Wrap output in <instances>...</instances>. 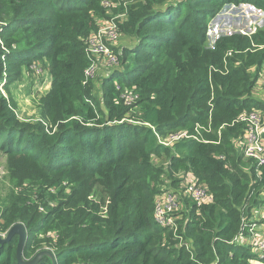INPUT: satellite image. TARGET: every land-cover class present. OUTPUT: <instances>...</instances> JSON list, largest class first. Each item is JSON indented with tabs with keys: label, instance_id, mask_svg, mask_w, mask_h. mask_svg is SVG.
Here are the masks:
<instances>
[{
	"label": "trees",
	"instance_id": "obj_1",
	"mask_svg": "<svg viewBox=\"0 0 264 264\" xmlns=\"http://www.w3.org/2000/svg\"><path fill=\"white\" fill-rule=\"evenodd\" d=\"M104 1L0 0V153L25 171L5 204L0 197V234L24 223L25 258L50 249L57 264H212L217 257L219 264H254L258 256L231 240L238 206L264 188V166L260 178L237 150L245 125L233 121L241 112L264 111L254 96L264 29L221 36L212 48L207 41L210 19L226 4L264 11V0L129 4L121 31L136 42L115 48L121 67L103 78L102 104L86 82L94 60L85 47L97 18L106 16ZM35 60L48 63L53 85L42 97L41 120L29 121L16 112L5 77ZM117 85L130 88L121 95ZM196 124L202 137L172 146L154 131H194ZM189 170L218 199L200 211L190 204L177 232L189 246H179L172 229L155 221V199L166 179L179 182L177 174ZM18 241L14 235L0 243V264H19ZM38 264L53 261L44 256Z\"/></svg>",
	"mask_w": 264,
	"mask_h": 264
},
{
	"label": "built area",
	"instance_id": "obj_2",
	"mask_svg": "<svg viewBox=\"0 0 264 264\" xmlns=\"http://www.w3.org/2000/svg\"><path fill=\"white\" fill-rule=\"evenodd\" d=\"M117 3L119 2L109 0L103 2V6L107 9L106 16L97 18L96 30L91 32L86 40V53L94 60L92 65L86 70V77L93 71L92 66L96 61L105 59L110 65L119 64L118 54L115 53V48L118 46L115 42L123 34L121 24L126 21L128 11L122 18L121 15H111L110 8L117 7L119 5ZM242 34L250 35L246 31H243ZM257 87L264 89V66L257 81ZM137 97L136 95L131 98ZM235 122L245 125L243 133L234 140L237 150L246 160H251L257 165V175L261 178L263 174L262 167L264 166V112L260 109L241 112L234 119L233 123ZM210 126L211 124H209ZM155 132L159 141L165 146H172L176 141L185 139L196 140L197 137H202L199 124H196L194 131L180 130L170 133L168 136L160 134L156 130ZM202 139L205 138L203 137ZM209 142L211 141L207 140L206 143ZM216 142L220 143L221 139ZM224 157L223 155L221 158ZM177 177L180 178L179 182H175L173 179H166L162 192L156 196L154 219L158 225L172 229L175 236L179 238V246L183 244L189 246V242L177 232L180 230L181 222L184 221V216L190 212V204H195L198 211H200L203 206L213 204L214 197L208 192V189H211L209 184L208 188H203L200 178L190 171H180ZM262 194H264L263 187L261 188L260 200H263ZM188 202L190 203L188 204ZM234 242L249 248L251 252L258 256L257 260L261 263L262 258H264V210L259 212L256 208H253L251 213L243 215L242 219L240 218L238 232L231 240V243ZM212 264H219V258L217 257Z\"/></svg>",
	"mask_w": 264,
	"mask_h": 264
},
{
	"label": "rangeland",
	"instance_id": "obj_3",
	"mask_svg": "<svg viewBox=\"0 0 264 264\" xmlns=\"http://www.w3.org/2000/svg\"><path fill=\"white\" fill-rule=\"evenodd\" d=\"M136 1L137 0H121L120 3H117L119 4L117 7L110 8L111 15H121L122 18L123 15H125V13L128 11L129 4H133ZM256 28H258V30L264 29L263 10L255 8L252 4L249 3H241L239 5L228 3L214 18L210 19V30L208 33L207 45L208 47L212 48L215 42L221 36L230 35L235 32L242 33L243 31L251 34L256 30ZM135 42L136 41L134 38L122 34L115 42V44L122 48L132 47L135 45ZM92 67L93 71L88 75V77H86V79L88 82H93L95 97L102 104H104L101 96L103 78L106 76H110L115 71V69L120 68L121 65H110L108 64L107 60L102 59V61H96ZM7 78H9L10 80L8 83L9 92L16 103L15 109L18 115L24 120H41V112L43 109L42 97L48 95L52 91L53 85V76L48 63H46L45 61L35 60L33 64L23 66L21 73L16 77L6 76L5 79ZM129 88L130 87H125L122 89L120 85H117V89L122 90L120 93L121 95L125 94V90ZM3 92L5 95H7L4 90ZM254 96H256L258 100L264 101V89H261L259 87L255 88ZM136 101L137 98H131L129 96L126 97L127 104H133ZM131 121L134 120L131 119ZM209 128L210 130H208V132H211V126ZM168 135L169 134L165 136ZM220 137L221 131L219 130V138ZM223 155L224 154L214 153V156L219 159ZM24 175L25 171L23 168L15 171L13 169V164H10L7 155L4 153H0V197L2 198L3 204H5L6 202L7 195L11 192V190H14L16 188V184L21 179H23ZM200 181L203 188H208L207 180L200 178ZM15 192H18L17 189ZM208 192L209 194L213 195V204H216L218 199L217 195L212 189H208ZM262 197L263 200H260V196L257 197L255 192L249 198L245 196L242 203L238 206V210L240 213L239 217L242 219V216L251 213L253 211V208H256V210L259 212L263 211L264 194H262ZM92 198H97V196L93 194ZM245 204H247L246 207L242 209ZM3 235L5 236L6 234ZM50 236L55 237L56 231H51ZM253 263L261 264L259 263V261H257V259H254Z\"/></svg>",
	"mask_w": 264,
	"mask_h": 264
},
{
	"label": "water",
	"instance_id": "obj_4",
	"mask_svg": "<svg viewBox=\"0 0 264 264\" xmlns=\"http://www.w3.org/2000/svg\"><path fill=\"white\" fill-rule=\"evenodd\" d=\"M14 235L19 236L17 245V258L19 264H38L44 256H49L52 259L53 264H57L56 254L53 250L50 249L41 250L30 259L25 258L24 249L28 239V231L26 226L22 222L16 223L11 226L5 236L0 234V243L4 245L5 243L9 242Z\"/></svg>",
	"mask_w": 264,
	"mask_h": 264
},
{
	"label": "clouds",
	"instance_id": "obj_5",
	"mask_svg": "<svg viewBox=\"0 0 264 264\" xmlns=\"http://www.w3.org/2000/svg\"><path fill=\"white\" fill-rule=\"evenodd\" d=\"M209 30H210V29H209ZM256 31H257V30H256ZM256 31H255V32H256ZM253 33H254V32H253ZM253 33H251V34H253ZM251 34H250V35H251ZM244 35H245V34H244ZM247 35H248V34H247ZM118 47H119V46H118ZM117 66H118V65H117ZM258 79H259V78H258ZM3 93H4V92H3ZM250 111H251V110H250ZM262 111H263V110H262ZM263 112H264V111H263ZM209 124H211V123H209ZM153 129H154V128H153ZM154 131H155V130H154ZM237 138H238V137H237ZM219 139H221V138H219ZM211 142H214V141H211ZM215 142H216V141H215ZM244 159H245V158H244ZM245 160H246V159H245Z\"/></svg>",
	"mask_w": 264,
	"mask_h": 264
},
{
	"label": "crops",
	"instance_id": "obj_6",
	"mask_svg": "<svg viewBox=\"0 0 264 264\" xmlns=\"http://www.w3.org/2000/svg\"><path fill=\"white\" fill-rule=\"evenodd\" d=\"M257 261H259V260H257Z\"/></svg>",
	"mask_w": 264,
	"mask_h": 264
}]
</instances>
